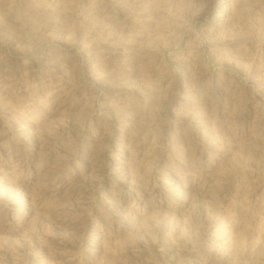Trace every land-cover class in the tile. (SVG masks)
Instances as JSON below:
<instances>
[{
    "label": "rangeland",
    "instance_id": "1",
    "mask_svg": "<svg viewBox=\"0 0 264 264\" xmlns=\"http://www.w3.org/2000/svg\"><path fill=\"white\" fill-rule=\"evenodd\" d=\"M0 264H264V0H0Z\"/></svg>",
    "mask_w": 264,
    "mask_h": 264
},
{
    "label": "bare ground",
    "instance_id": "2",
    "mask_svg": "<svg viewBox=\"0 0 264 264\" xmlns=\"http://www.w3.org/2000/svg\"><path fill=\"white\" fill-rule=\"evenodd\" d=\"M221 13H219V14H216V15H220Z\"/></svg>",
    "mask_w": 264,
    "mask_h": 264
}]
</instances>
